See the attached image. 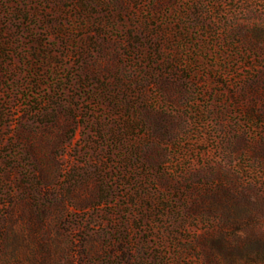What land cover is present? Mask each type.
Returning <instances> with one entry per match:
<instances>
[{
    "label": "rangeland",
    "instance_id": "1",
    "mask_svg": "<svg viewBox=\"0 0 264 264\" xmlns=\"http://www.w3.org/2000/svg\"><path fill=\"white\" fill-rule=\"evenodd\" d=\"M0 264H264V0H0Z\"/></svg>",
    "mask_w": 264,
    "mask_h": 264
}]
</instances>
